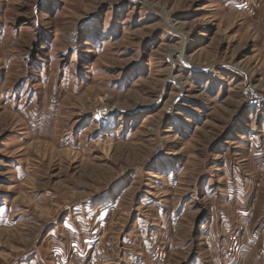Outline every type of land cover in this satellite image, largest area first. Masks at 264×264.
Segmentation results:
<instances>
[{"label": "rangeland", "instance_id": "obj_1", "mask_svg": "<svg viewBox=\"0 0 264 264\" xmlns=\"http://www.w3.org/2000/svg\"><path fill=\"white\" fill-rule=\"evenodd\" d=\"M0 264H264V0H0Z\"/></svg>", "mask_w": 264, "mask_h": 264}]
</instances>
